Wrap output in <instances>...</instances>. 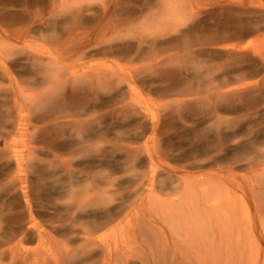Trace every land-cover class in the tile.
<instances>
[{"label": "rangeland", "instance_id": "374dc122", "mask_svg": "<svg viewBox=\"0 0 264 264\" xmlns=\"http://www.w3.org/2000/svg\"><path fill=\"white\" fill-rule=\"evenodd\" d=\"M263 213L264 0H0V264H261Z\"/></svg>", "mask_w": 264, "mask_h": 264}, {"label": "bare ground", "instance_id": "6f19581e", "mask_svg": "<svg viewBox=\"0 0 264 264\" xmlns=\"http://www.w3.org/2000/svg\"><path fill=\"white\" fill-rule=\"evenodd\" d=\"M116 31V30H115ZM1 37H3L1 35ZM82 146V145H81ZM80 146V147H81ZM137 148V147H136ZM139 148V147H138ZM78 184V183H77ZM190 208V207H189ZM262 208V207H261ZM261 211V210H260ZM262 216V223H263V228H264V213ZM219 219H222V217H220ZM203 223V222H202ZM202 223H200L198 220H195V222L190 223L189 227H188V231L187 234L191 239H195L196 236L198 238L202 237L200 236V232L203 231V229H201ZM205 229L207 230L206 235L212 237V238H216L219 237L220 239L223 238V236L229 238V230L231 229V226L229 225V221L227 219V217L225 218V220H219L217 222H210V223H206L205 224ZM213 235V236H212ZM239 235V233L237 234L235 229H234V237ZM224 246L220 247V250L217 251L216 255L218 257V259L221 261V264H243V262L247 259V257L249 256L247 253H245L243 247L239 248L237 246L232 247V251L230 252H223ZM116 249H118L117 247H115ZM114 251V250H113ZM112 250H104L103 252H101L96 259H93L92 257H88L86 258L84 261L86 263H90L92 262V264H95V261L97 264H113L114 262L117 261L118 257L121 255H124L123 252H118L114 251L115 254H113ZM227 254L226 257H229V260L226 261L224 260L226 257H224ZM115 255V258H114ZM186 256V254H185ZM166 259V257H164ZM261 264H264V260L261 262Z\"/></svg>", "mask_w": 264, "mask_h": 264}]
</instances>
